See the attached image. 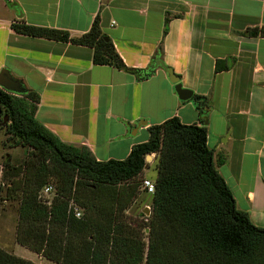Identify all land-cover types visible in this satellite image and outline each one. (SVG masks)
I'll return each mask as SVG.
<instances>
[{
    "label": "crops",
    "instance_id": "0c3cea01",
    "mask_svg": "<svg viewBox=\"0 0 264 264\" xmlns=\"http://www.w3.org/2000/svg\"><path fill=\"white\" fill-rule=\"evenodd\" d=\"M97 16L127 68L147 69L160 46L182 87L206 99L216 170L236 209L264 228V37L248 34L264 29V0H0V71L39 95L36 120L99 162L122 161L151 126L199 124L194 102L179 100L160 67L140 80L94 65L88 47L11 29L24 21L78 38ZM217 62L229 69L215 72Z\"/></svg>",
    "mask_w": 264,
    "mask_h": 264
},
{
    "label": "trees",
    "instance_id": "16d2710c",
    "mask_svg": "<svg viewBox=\"0 0 264 264\" xmlns=\"http://www.w3.org/2000/svg\"><path fill=\"white\" fill-rule=\"evenodd\" d=\"M168 19L165 20L164 34ZM11 29L23 36L88 47L92 63L146 79L161 59V47L147 69L127 68L100 27L98 16L88 32L36 27L24 21ZM248 34L264 37L263 30ZM107 38V39H106ZM229 66L217 62L215 72ZM178 78L179 76L176 75ZM23 86V85H22ZM0 88V130L5 146L29 149L18 166L4 164L11 176L6 198L18 202L16 243L54 264H264V228L236 209L233 196L216 170L207 146L205 98L193 95L199 124L183 125L173 117L148 128V140L132 147L122 161H97L84 146L62 143L36 120L39 95ZM7 118V122L4 119ZM157 172L150 215L143 228L131 227L125 211L139 194L146 157ZM52 199L39 198L48 184ZM80 208L75 218L70 203ZM148 230L147 242L142 232ZM0 264H34L0 248Z\"/></svg>",
    "mask_w": 264,
    "mask_h": 264
},
{
    "label": "rangeland",
    "instance_id": "374dc122",
    "mask_svg": "<svg viewBox=\"0 0 264 264\" xmlns=\"http://www.w3.org/2000/svg\"><path fill=\"white\" fill-rule=\"evenodd\" d=\"M6 135L3 130H0V248L10 254H13L22 259L28 260L34 264H54L50 261H47L43 257H40L24 247L19 246L15 241V230L17 225V208L18 202L12 201L6 198V191L8 189L9 181L11 176L3 177L2 168L4 164L18 166L24 160L26 154L29 152V149L22 147H8L5 146ZM146 163H152L147 165L144 169L141 177L137 181L149 180L154 182L157 176L155 170L156 161L154 156L151 159L146 160ZM53 197V192L48 197L42 200H51ZM152 197L141 189H139V194L136 196L133 203L125 211V221L130 224L131 227L138 228L141 230L146 222V214L144 213L145 208L151 206ZM82 211V210H81ZM148 230L142 232V238L147 242Z\"/></svg>",
    "mask_w": 264,
    "mask_h": 264
},
{
    "label": "water",
    "instance_id": "95a60500",
    "mask_svg": "<svg viewBox=\"0 0 264 264\" xmlns=\"http://www.w3.org/2000/svg\"><path fill=\"white\" fill-rule=\"evenodd\" d=\"M158 67L162 68L166 72L169 82L174 85V90L179 100L188 101L193 97V92L184 89L180 83L179 78L176 76L173 70L165 66L161 60H156L153 65H151L148 73H152ZM0 88L5 90L6 92L14 94H22L24 92L22 83L13 79L7 70L0 71ZM4 122H7V118L4 119ZM148 159H151V156L148 155L146 157V160ZM144 213L148 217L150 215L149 208H145Z\"/></svg>",
    "mask_w": 264,
    "mask_h": 264
},
{
    "label": "built area",
    "instance_id": "2783aa9c",
    "mask_svg": "<svg viewBox=\"0 0 264 264\" xmlns=\"http://www.w3.org/2000/svg\"><path fill=\"white\" fill-rule=\"evenodd\" d=\"M140 189L145 192L146 194L152 196L153 193H154V183L149 181V180H142L141 182V186H140ZM55 191V188H54V185L53 184H48L46 185L39 193V198L42 200V199H45V197H48L51 192L54 193ZM44 201H47V204H49V201L50 200H44ZM70 209L73 213V215L75 216V218H80L81 217V210L78 206H76L73 202L70 203Z\"/></svg>",
    "mask_w": 264,
    "mask_h": 264
}]
</instances>
